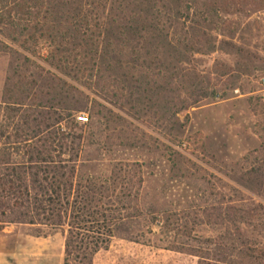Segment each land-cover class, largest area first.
Here are the masks:
<instances>
[{
	"label": "rangeland",
	"instance_id": "rangeland-1",
	"mask_svg": "<svg viewBox=\"0 0 264 264\" xmlns=\"http://www.w3.org/2000/svg\"><path fill=\"white\" fill-rule=\"evenodd\" d=\"M71 1L24 0L10 15L13 23L2 8L0 41L10 49L0 51V124L1 105L25 80L28 103L77 108L82 173L106 176L119 162L142 166L140 219L122 226L92 264H197L195 256L166 249L167 237L155 227L145 236L151 243L131 235L149 231L154 212L176 229L177 240L185 232L172 224L178 218L196 230L193 236L214 235V216L209 225L201 223L206 215L197 217L205 207L217 213L212 206L230 201L264 205V8L233 17V38L212 32L242 51L176 54L165 43L163 54H118L116 41L109 45L98 29L112 2L103 11L98 0ZM77 2L90 24L71 18ZM171 30L184 52L187 27ZM255 214L240 226L264 244V210ZM64 241L57 229L12 224L0 233V264H63Z\"/></svg>",
	"mask_w": 264,
	"mask_h": 264
},
{
	"label": "trees",
	"instance_id": "trees-1",
	"mask_svg": "<svg viewBox=\"0 0 264 264\" xmlns=\"http://www.w3.org/2000/svg\"><path fill=\"white\" fill-rule=\"evenodd\" d=\"M23 1L0 0V22L6 21L2 8H7L8 22L13 23L10 15ZM67 1L65 5L73 4ZM98 1L105 3L101 4L103 11L108 7L106 3L112 2L110 13L100 18L98 29L109 45L116 41L118 54L129 50L133 54H163L165 43L176 54H211L218 48L228 53L242 51L234 42L219 40V34L212 32L229 33L233 38L237 29L233 17L264 8V0ZM84 10L79 2L71 8L76 12L71 16L74 23L90 24V15ZM165 23L169 24L167 28ZM181 23L188 29L189 44L184 45V52L181 43L174 42L171 30ZM8 49L9 45L0 41V51ZM24 85L25 80L16 84L10 98L1 105L0 233L12 224L57 229L65 240L63 264H92L101 250L110 247L122 226H133L140 219V212L135 213L140 209L139 196L145 183L142 166L119 162L106 176L82 173L84 135L78 132L77 108L67 103H28L29 91ZM105 85L109 87V83ZM217 209V213H211L205 207L197 213V217L206 215V222H201L206 225L214 216V224L220 225L214 235L193 236L196 230L188 229L184 218H178L172 224L185 228V232L179 234L182 240H177L172 237L176 229L154 212L147 220L149 231L138 230L131 239L151 243L145 236L155 234V227L166 235V249L195 256L197 264H264V244L251 241L240 226L258 209L264 210V205L248 208L230 201L224 208L212 206V210Z\"/></svg>",
	"mask_w": 264,
	"mask_h": 264
},
{
	"label": "built area",
	"instance_id": "built-area-1",
	"mask_svg": "<svg viewBox=\"0 0 264 264\" xmlns=\"http://www.w3.org/2000/svg\"><path fill=\"white\" fill-rule=\"evenodd\" d=\"M262 81L264 82V78L262 79ZM80 119H81L83 122L88 121V117H81Z\"/></svg>",
	"mask_w": 264,
	"mask_h": 264
}]
</instances>
